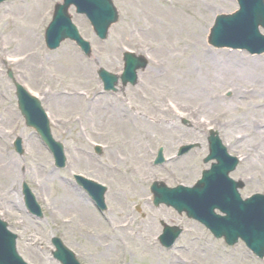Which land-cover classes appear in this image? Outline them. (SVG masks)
I'll return each instance as SVG.
<instances>
[{
  "label": "rangeland",
  "instance_id": "1",
  "mask_svg": "<svg viewBox=\"0 0 264 264\" xmlns=\"http://www.w3.org/2000/svg\"><path fill=\"white\" fill-rule=\"evenodd\" d=\"M111 1L118 21L109 28L104 41L96 38L83 16L69 10L71 21L91 44L90 58H86L67 40L56 50L46 49L44 32L53 6L61 3L46 0L40 10L43 20L30 25L38 35L40 62L47 63L46 66H40L37 59L31 61L33 65L29 61L9 63L18 54L10 46L16 33L12 20L18 10L26 17L35 12V0H8L0 4V166L16 165L15 174L0 178V218L17 235V252L28 264H59L51 256L50 240L56 236L75 253L80 264H264L241 242L227 247L183 214L165 206L154 208L149 192L152 182L168 187L196 182L209 166L203 160L208 151L207 132L212 129L218 132L229 154L240 159L231 177L245 183L242 197L264 194V54L251 56L242 51L215 49L207 42L215 17L234 12L235 1L202 0L201 5H190V9L184 0ZM186 23L201 28L205 51L240 54L245 62L261 63V69L256 75L244 72L234 78L221 71L208 76L209 69L196 58L185 66L174 55L177 48L180 51L187 47L184 42L196 40L186 35ZM174 42L177 47L172 46ZM124 51L146 56L147 68L137 73L136 86L119 84L116 94H101L96 71L103 68L119 76ZM64 52L75 62L63 63ZM8 71L41 101L49 114L52 137L63 146L66 157L63 169H55L51 155L35 132L25 126ZM231 85L239 89L237 96L228 87ZM74 90L82 99L66 102L65 98H70L68 94ZM163 98L164 104L173 110L171 117L161 116L159 109L153 108L154 103L163 104ZM207 101L211 103L205 107ZM65 103L67 106H63ZM196 109L198 112L191 114ZM8 111L14 119H8ZM223 113L226 118L221 117ZM198 116L210 122L195 126ZM15 138L21 139L22 155L13 148ZM100 143L102 151L97 155L93 144ZM191 144L195 146L189 153L176 157L180 146ZM159 149L165 163L155 167L153 160ZM36 158L41 166L34 169L31 163ZM75 174L107 186L104 213L99 214L76 186ZM59 181L69 184L87 201L96 222L77 219L71 209L60 207ZM23 183L34 195L41 218L27 213L21 193ZM63 218H69L64 219L66 227L61 224ZM161 222L183 229L170 250L163 249L157 241Z\"/></svg>",
  "mask_w": 264,
  "mask_h": 264
},
{
  "label": "water",
  "instance_id": "2",
  "mask_svg": "<svg viewBox=\"0 0 264 264\" xmlns=\"http://www.w3.org/2000/svg\"><path fill=\"white\" fill-rule=\"evenodd\" d=\"M4 0H0V3ZM240 10L231 17L217 18L215 26L211 31L210 42L215 36L226 30L224 40L232 42L233 46H248L249 49H256L257 52H264V36H260L257 27L264 29V4L263 0H237ZM74 3L77 10L85 12L91 19L95 31L100 38H105L106 30L110 24L117 21V13L110 0H64L63 5L57 6L54 18L46 31V43L50 49L58 47L60 41L69 37L89 53V47L77 35L76 30L70 24L66 14L67 7ZM222 38V37H220ZM222 41V40H221ZM146 62L141 58H134L131 55L125 56V69L121 76L123 84L134 83L136 80L135 71L143 69ZM100 76L105 87L110 89L117 81L116 77L100 71ZM19 95V106L26 118L28 126H32L46 140L56 162V166H64L62 146L54 143L50 137L48 124L44 118L39 103L26 97L23 91L17 86ZM209 156L205 162L215 159L209 171L203 172V179L192 189L176 188L169 190L163 184H157L151 188L154 194V204L158 206L165 203L173 207L179 213L186 212L188 217L203 223L217 238H225L229 245L241 238L251 251L259 258L264 257V196L256 195L246 201H241L237 193L240 184L228 178L237 163L235 159L228 157L219 139L211 133L208 139ZM191 146L184 147L180 153L187 152ZM16 149L20 152V141L16 143ZM163 162L161 150L158 153L155 164ZM78 183L91 193L98 201L102 202L104 191L100 186L90 181L76 178ZM26 207L33 213L40 215L39 209L34 202L26 186H24ZM218 209L225 214L224 217L214 214ZM179 231L175 228H165L162 236L165 245L170 247L177 238ZM57 248L54 256L62 264H76L72 255L67 252L58 242L53 240ZM0 264H23L15 251V236L6 231V225L0 222Z\"/></svg>",
  "mask_w": 264,
  "mask_h": 264
},
{
  "label": "bare ground",
  "instance_id": "3",
  "mask_svg": "<svg viewBox=\"0 0 264 264\" xmlns=\"http://www.w3.org/2000/svg\"><path fill=\"white\" fill-rule=\"evenodd\" d=\"M46 0H35L34 4H32V9L35 10V12H29V17H26L25 15H23L21 10L15 9L16 12L18 10V12L16 13V17L14 18V20H12V22H15L14 28L16 33L14 34V39L11 41V47L14 49L13 53H18L13 55L12 57H15V60L12 61V64L14 65H18L21 63H26L29 61L30 64L33 65V62H31L33 59H37L39 61V65L40 66H46L47 63L42 64L39 53H40V46H39V39H38V35L36 32H32V30L30 29V25L32 23H35L36 21L41 22L43 20V14L41 13V9L42 7L45 5ZM184 2L188 5L186 6L187 9H190L191 6L190 5H195V6H199L202 3V0H184ZM147 6H145L146 8ZM199 9V8H198ZM203 16V14H200V16ZM25 18V19H24ZM19 22L21 25H19ZM188 25H185L186 30H188V33L186 34L188 37L189 36H194V41L191 42H184L183 45H187L186 48L184 49H180V51L178 50V48L176 49L174 58L179 59L182 61V63L185 66H189L190 65V61L193 58H196V60L201 61L204 66L206 68L209 69V73L208 74H213L212 72L215 71H221L226 77H234V78H239V75H241L242 73L246 72L248 73V76L250 75H256L257 72L261 69V63H257L255 60H253V63H249L248 61L245 62L243 56H241L240 54H235V53H228V52H220V51H205L204 50V44L203 41L201 39V28L199 29L195 27L192 23H186ZM23 25V26H22ZM144 26H141V29H144ZM211 29V28H210ZM209 29V32H210ZM165 30H167V28H165ZM192 30V33H190V31ZM198 31V32H197ZM203 32V31H202ZM209 35V34H208ZM186 36V37H187ZM208 40H209V36H208ZM173 47H177L176 46V42H174V45H172ZM191 50H193V52H191ZM66 52L62 53V58L63 59V63L69 61L70 63L75 62L73 60L72 56H66L65 55ZM42 68V67H40ZM44 69L46 67H43ZM250 72V73H249ZM209 76V75H208ZM212 76V75H210ZM192 85H198L195 83H192ZM230 88H233L234 90V95L237 96L239 94V89L236 86H228ZM70 98H65L66 102H77L79 100V98L82 99V97H79L81 95H78V91L74 90L73 92L71 91V94H68ZM72 97H71V96ZM84 96V95H82ZM162 98V97H161ZM84 99V98H83ZM57 100V99H55ZM85 100V99H84ZM164 102L163 104H159V103H154L153 108L155 106V108L158 110L159 109V113L161 116L164 117H171L170 113H173V110L170 107H167L164 103L166 102V100L163 98ZM208 102V103H207ZM204 105H206L205 107H207L211 102L207 101ZM60 106V104L58 105ZM63 106H67V103H65V105ZM211 106V105H210ZM162 107V109L160 108ZM164 107V108H163ZM95 110V109H94ZM181 110H184L181 109ZM180 110V111H181ZM96 111V110H95ZM200 111V109H199ZM194 112H198L197 109L192 111L191 114L194 115ZM259 113H263L262 111H258ZM9 117L8 119H14V114L9 112ZM221 117L226 118V115L223 113L221 115ZM202 118L196 117L195 118V126H201L205 125L207 122H210L209 120H201ZM213 122L215 123V121L213 120ZM33 143V142H32ZM33 148L37 149L35 147V145H32ZM15 164H17L16 162H14ZM33 163V164H32ZM32 167L34 169L39 168L41 165H39L38 159H33L32 160ZM42 170L45 173H48L45 171V168H42ZM16 165H8L6 164L4 166V164H2L0 166V178H5L8 177V175H13L16 172ZM6 172V174H4ZM49 174V173H48ZM52 174L50 173V176ZM53 180V179H52ZM51 180V181H52ZM57 187L60 188L62 190V195H61V199L58 200L57 202L60 203V207L62 209L67 208V209H71L72 212L74 213V215H76V218H84L87 220H91L92 222H96L94 217H92L90 215V211H89V206L87 201H85L82 197L79 196V194L74 191L73 188L70 187L69 184L64 183L62 181H59L57 184ZM8 197V196H7ZM64 219H69V218H63L61 219V224L62 226H64L66 223L64 221ZM73 222V220H71ZM125 224L124 222L121 224L123 225ZM120 225V226H121ZM67 225H65L66 227ZM97 227H100V223L97 224ZM116 230V229H115ZM153 259V258H152Z\"/></svg>",
  "mask_w": 264,
  "mask_h": 264
}]
</instances>
